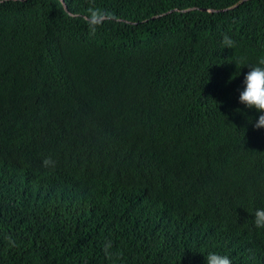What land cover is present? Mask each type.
Here are the masks:
<instances>
[{"label":"trees","instance_id":"trees-1","mask_svg":"<svg viewBox=\"0 0 264 264\" xmlns=\"http://www.w3.org/2000/svg\"><path fill=\"white\" fill-rule=\"evenodd\" d=\"M261 58L264 0H0V264H264Z\"/></svg>","mask_w":264,"mask_h":264},{"label":"clouds","instance_id":"clouds-1","mask_svg":"<svg viewBox=\"0 0 264 264\" xmlns=\"http://www.w3.org/2000/svg\"><path fill=\"white\" fill-rule=\"evenodd\" d=\"M99 13L92 11V22L98 18ZM225 48L232 49L235 42L228 36L223 38ZM249 71L244 76V88L240 91L239 102L244 104L248 109H255L261 113L258 119L253 124L255 129L264 128V58H261L255 65H246ZM49 160H45L47 165ZM254 224L257 228H264V208H258L254 212ZM205 257V264H233L232 260L227 255L219 253H209Z\"/></svg>","mask_w":264,"mask_h":264}]
</instances>
